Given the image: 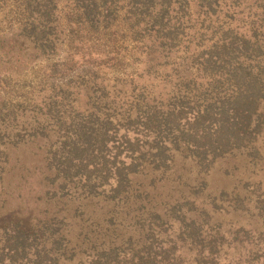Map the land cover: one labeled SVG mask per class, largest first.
Returning a JSON list of instances; mask_svg holds the SVG:
<instances>
[{"label":"trees","instance_id":"16d2710c","mask_svg":"<svg viewBox=\"0 0 264 264\" xmlns=\"http://www.w3.org/2000/svg\"><path fill=\"white\" fill-rule=\"evenodd\" d=\"M23 3V34L0 38V54L13 64L17 42L27 34L46 49L50 35L58 39L55 15L70 11L82 62L119 69L120 52L96 58L86 36L120 23L144 46L143 73L157 87L137 85L134 73L125 77L129 91L112 84L109 94L103 85L88 95L89 107L72 102L59 113L53 103L70 98L48 99L53 126L37 121L29 134L49 141L44 167L10 158L0 145V264H264V229L224 234L211 222L226 207L264 221L261 184L245 181L249 196L214 194L206 179L235 157L252 171L264 165V0ZM219 17L231 22L215 34ZM172 54L181 62L170 74L163 68ZM12 129L5 135L17 144L24 122ZM14 169L18 180L7 182ZM29 194L44 207L25 222L9 200Z\"/></svg>","mask_w":264,"mask_h":264},{"label":"rangeland","instance_id":"374dc122","mask_svg":"<svg viewBox=\"0 0 264 264\" xmlns=\"http://www.w3.org/2000/svg\"><path fill=\"white\" fill-rule=\"evenodd\" d=\"M246 1L250 2V0ZM23 2L24 0H1L0 38L7 39L14 34H23L20 28L27 19ZM55 16L58 24L54 30L59 33L58 39L55 41L54 37L50 35L48 42L44 43L46 49H43L33 36L26 34V37L23 38L24 42L22 40L17 42L18 48L22 50L19 64H13L15 63L13 58L7 59L0 54V145L6 146L10 158L18 159L26 166L37 164L44 167L45 165L44 154L49 141L45 136L30 137L29 134L32 133L33 126L37 121H46L49 122V127L53 126L54 122L48 121L46 117L44 103H48V99L61 96L70 98L67 100L69 102H60L61 98H59L56 103H53L59 113L64 111L63 105L72 102L77 103L78 109L89 107L88 95L92 91L99 93L98 90L103 85H108L106 91L109 94L113 92L112 84L119 86L122 92L129 91L127 84L131 85L130 79L125 77L134 73H138L140 76V78H134L137 85L145 83L148 88L157 87L156 83L152 82V78L146 79V74L143 73V69L146 67L144 55L141 54L144 46L133 40L131 34L124 29L122 24L114 23L115 27L111 30L100 29L95 32L87 30L89 33L86 36V42L89 47L95 49L96 58H99V53L107 51H118L123 56L119 69L118 67L111 68V66L105 69L100 66L99 70L96 66L98 64H85L77 54L75 55L76 51L73 48H83V46L80 43V37L75 32L78 26L71 22V12L61 11ZM229 19L219 17L213 26L215 34L222 28L227 30L225 28L231 22ZM118 21L120 20L118 19ZM241 24H243V20H241ZM231 27L234 28L233 25ZM96 58H92V61L97 62ZM168 62L174 63L164 66L163 69L171 74V65L175 66L181 61L175 59L172 54L168 58ZM191 73H193V69H191ZM93 74H97V76L92 77ZM122 82L126 83L125 86L122 85ZM22 122H24L23 130H25L22 134L23 138L14 144V140L6 137L5 133L14 134L15 129L12 127L17 126L21 129ZM260 146L264 156V140H260ZM243 164L244 160L240 157L218 164L206 177L212 192L218 194L220 190H223L231 193L237 190L241 196H249V191L244 186L245 181H249L250 184L260 183L264 190V165L261 166L262 170L252 171L250 168L244 167ZM226 170H229L228 174L225 173ZM17 173L16 169L10 171L7 175V182H16L18 180ZM9 175L12 179L9 178ZM34 181L36 183L39 180ZM29 195L31 196L25 202H17L14 198L9 200L10 210L19 214L23 213L22 219L25 222H30L29 216L38 215L44 207V203L35 200L34 194ZM211 216L212 224L218 226L224 234H233L239 228L251 231L254 229L263 231L264 229V221L259 217L244 214L228 207L211 213ZM252 249V246L248 247V250Z\"/></svg>","mask_w":264,"mask_h":264}]
</instances>
